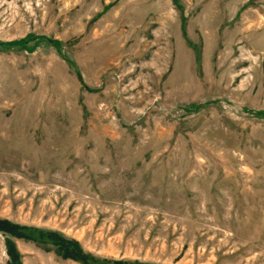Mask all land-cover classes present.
<instances>
[{"label":"rangeland","instance_id":"obj_1","mask_svg":"<svg viewBox=\"0 0 264 264\" xmlns=\"http://www.w3.org/2000/svg\"><path fill=\"white\" fill-rule=\"evenodd\" d=\"M0 264H264V0H0Z\"/></svg>","mask_w":264,"mask_h":264}]
</instances>
